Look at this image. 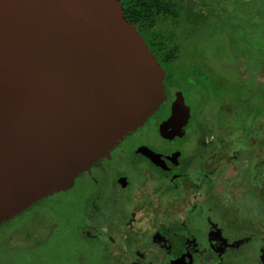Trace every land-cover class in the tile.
<instances>
[{
	"label": "flooded vegetation",
	"instance_id": "flooded-vegetation-1",
	"mask_svg": "<svg viewBox=\"0 0 264 264\" xmlns=\"http://www.w3.org/2000/svg\"><path fill=\"white\" fill-rule=\"evenodd\" d=\"M200 39L155 54L159 109L52 195L81 191V264H264V59L239 56L224 77ZM181 96L189 116L172 121ZM70 221L56 213L52 234Z\"/></svg>",
	"mask_w": 264,
	"mask_h": 264
},
{
	"label": "water",
	"instance_id": "water-1",
	"mask_svg": "<svg viewBox=\"0 0 264 264\" xmlns=\"http://www.w3.org/2000/svg\"><path fill=\"white\" fill-rule=\"evenodd\" d=\"M164 78L120 0H0V224L143 126Z\"/></svg>",
	"mask_w": 264,
	"mask_h": 264
},
{
	"label": "rangeland",
	"instance_id": "rangeland-1",
	"mask_svg": "<svg viewBox=\"0 0 264 264\" xmlns=\"http://www.w3.org/2000/svg\"><path fill=\"white\" fill-rule=\"evenodd\" d=\"M176 1L183 6L177 31L186 37L199 36L200 51L206 52L220 74L228 75L225 66L241 65L239 56L256 66L264 53V0ZM230 76L235 78L233 73ZM80 201L79 188L51 196L0 227V264H81L86 249L75 228ZM58 212L71 221L61 224L49 239L48 225ZM37 240L45 241L44 245L36 246Z\"/></svg>",
	"mask_w": 264,
	"mask_h": 264
},
{
	"label": "trees",
	"instance_id": "trees-1",
	"mask_svg": "<svg viewBox=\"0 0 264 264\" xmlns=\"http://www.w3.org/2000/svg\"><path fill=\"white\" fill-rule=\"evenodd\" d=\"M123 6L124 16L127 20L132 22L144 37L147 45L149 46L151 52L155 55L158 52L164 50V46L168 45L169 42L175 40L179 41L190 40L192 37H186L177 31L179 20L182 18L183 6L180 2L176 0H120ZM169 23V24H168ZM168 26L169 31H165ZM180 33V34H179ZM172 54L178 50L177 47L170 49ZM264 59V53L262 55ZM159 62V61H158ZM58 195V194H57ZM45 198L36 204H34L29 209L33 208L37 204H41L43 201L49 199ZM28 210V209H27ZM56 215V214H55ZM17 217V216H16ZM51 223L48 225V238L52 236V218ZM10 222H3L0 224L2 227L4 224ZM60 227V226H59ZM30 237V236H29ZM45 241L37 240L34 244L36 246L44 245Z\"/></svg>",
	"mask_w": 264,
	"mask_h": 264
}]
</instances>
